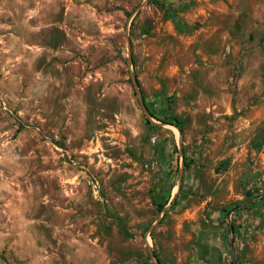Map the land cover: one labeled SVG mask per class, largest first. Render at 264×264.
I'll return each mask as SVG.
<instances>
[{"label": "rangeland", "instance_id": "374dc122", "mask_svg": "<svg viewBox=\"0 0 264 264\" xmlns=\"http://www.w3.org/2000/svg\"><path fill=\"white\" fill-rule=\"evenodd\" d=\"M1 38L0 264H264V0H0Z\"/></svg>", "mask_w": 264, "mask_h": 264}, {"label": "water", "instance_id": "95a60500", "mask_svg": "<svg viewBox=\"0 0 264 264\" xmlns=\"http://www.w3.org/2000/svg\"><path fill=\"white\" fill-rule=\"evenodd\" d=\"M139 7V6H138ZM126 44H127V55H128V61L130 60V56H129V54H130V42H129V38L127 37V31H126ZM132 84H133V88H134V90H135V94L138 96V99H139V103H140V106H141V109H142V111L143 112H145V113H147V108H146V106H145V104H144V102H143V99H142V97H141V95H140V91H139V89H138V85H137V83H136V81H135V79L134 78H132ZM162 124H165L166 122H161ZM174 126V125H173ZM176 129H177V131L179 132V130H178V128L176 127V126H174ZM180 175H179V178H178V182H180ZM149 254H150V256H153V252L152 251H149ZM155 264H158L157 262H155Z\"/></svg>", "mask_w": 264, "mask_h": 264}, {"label": "trees", "instance_id": "16d2710c", "mask_svg": "<svg viewBox=\"0 0 264 264\" xmlns=\"http://www.w3.org/2000/svg\"><path fill=\"white\" fill-rule=\"evenodd\" d=\"M167 123H169V124H173V125H175L177 128H178V130L181 132L182 131V128H181V126L176 122V120H173V121H166ZM164 204H160L159 205V208H162V206H163Z\"/></svg>", "mask_w": 264, "mask_h": 264}, {"label": "crops", "instance_id": "0c3cea01", "mask_svg": "<svg viewBox=\"0 0 264 264\" xmlns=\"http://www.w3.org/2000/svg\"><path fill=\"white\" fill-rule=\"evenodd\" d=\"M40 6H41V5H38V4H37V6L35 7V9H36L37 7H40ZM34 13H35V15H36L37 12H34ZM1 40H3V44L0 45V48H1V47H6V46H7V43L5 42L4 38H3V39L1 38Z\"/></svg>", "mask_w": 264, "mask_h": 264}]
</instances>
